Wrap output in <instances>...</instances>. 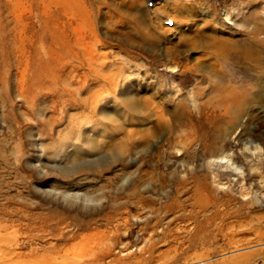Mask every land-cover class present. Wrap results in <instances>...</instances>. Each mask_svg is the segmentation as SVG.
Returning a JSON list of instances; mask_svg holds the SVG:
<instances>
[{"label":"rangeland","instance_id":"rangeland-1","mask_svg":"<svg viewBox=\"0 0 264 264\" xmlns=\"http://www.w3.org/2000/svg\"><path fill=\"white\" fill-rule=\"evenodd\" d=\"M61 1L0 0V264H264V161L250 169L244 157L247 147L264 139V105L243 111L240 126L234 114L203 110L164 131L147 152L134 149L97 176L57 170L68 164L50 153L61 151L64 139H76L71 131L89 133V117L100 119L68 102V92L92 86L78 82L85 74L112 70L129 57L121 49L139 56L141 73L163 75L161 91L180 88L181 99L201 88L205 101L214 89L206 77L173 72L170 62L157 64L121 44L106 26L113 22L133 33L142 22L119 13L157 8L163 0H77L94 20L92 28ZM252 3L246 9L245 0H205L199 10L217 9L228 29L220 27L236 40L245 38L234 29L241 13L260 11L263 45L264 0ZM226 11L232 21L223 16ZM235 76L249 81L243 73ZM50 77L58 79L56 86ZM66 82L72 90L64 88ZM224 152L245 169V186L252 191L246 199L215 185L207 161ZM203 183L212 204L201 208L194 191Z\"/></svg>","mask_w":264,"mask_h":264},{"label":"bare ground","instance_id":"bare-ground-1","mask_svg":"<svg viewBox=\"0 0 264 264\" xmlns=\"http://www.w3.org/2000/svg\"><path fill=\"white\" fill-rule=\"evenodd\" d=\"M189 1L191 3L189 2L190 4L187 5L184 0H163L160 6H156L157 8L152 6L150 10L143 8L137 12L119 13L136 25L137 21L142 22L143 27H138L139 29L137 28L133 33L117 29L113 22H106V26L115 33L118 42L125 46H131V48L135 47L141 55L146 56L149 60L151 59L157 64L161 60L166 63L170 62L173 72L190 71L195 77L208 78L210 86L213 85L214 88L208 99L201 101V97L204 96L201 88L191 90L181 99L179 97L183 96V92L180 91V88L174 87L173 92L170 93L161 91L158 85H164L163 75L152 77V71H148L147 74L141 73L139 56L131 58L129 50L122 51L121 49V52L130 58H120L121 60L112 67V70L104 73L101 70L91 75L85 74L83 79H78V82L83 86H87L91 82L92 86L80 91V88H83L79 85L76 91L68 92L67 98L70 96L68 102L79 108L81 106L89 109L91 114L99 113L100 119L95 121L96 118L89 117L93 120L90 123L89 133L82 132L79 125L78 131L70 132H73L76 139H64L61 151L55 150L54 154L50 153L54 158L61 155L62 161L68 164V167H65L66 164L62 167L57 166V170L63 171L65 175L70 174L72 177L95 176L111 169L112 166L118 164L120 158L127 157L134 149L139 152H147L158 143L157 137L164 131L166 132L167 129L182 120L190 122L191 117L192 120L194 119V115L201 116L203 110L221 112L225 117L234 114V123H239L243 111L253 112L257 107L264 105V47H262L264 44L261 45L260 35L263 30L260 28V11L241 13L239 27L234 29H237V34H245V38L236 40L227 37L228 33L220 27L228 29L222 20L219 21L217 9L203 13L200 11L202 2L205 0ZM254 1L258 0H245L246 9L253 6L252 2ZM54 2L60 3L59 0H53ZM248 3L251 4L248 5ZM61 4L76 18L84 21L86 25L88 22L90 24L91 21H94L87 15L82 1L62 0ZM205 11L207 12V10ZM239 12L237 10L236 14ZM229 15L230 12L226 11L223 16L232 21ZM168 21L173 22L172 27L167 25ZM90 26L93 27L92 24ZM238 73L248 75L249 81L236 79L235 74ZM49 79L51 84L57 85L58 79L54 77ZM71 82L73 84V81ZM218 84L222 87L215 89ZM63 86L67 89L72 87L69 82ZM76 86L78 85L76 84ZM63 94L65 95V93ZM250 117L252 118V116ZM242 130H237V132L242 134ZM154 139L156 143H152ZM179 144L186 146L181 142ZM178 146L175 144L173 149L181 153V146L180 148ZM252 147L253 151H251ZM252 147H247V152L244 155L245 162L251 166L250 169L259 168L264 161V139L259 145L256 143ZM48 148L50 147L48 146ZM208 159L207 165L214 171L216 186L227 188L236 197L238 195L243 197L242 200L251 195L252 191H248L245 186V169L237 164L233 154L225 153L218 157L211 155ZM58 161L56 162H61V160ZM260 171L262 172V170ZM260 179L261 187H264V177L261 176ZM200 184L194 193H196V203L202 208L208 206L210 196L209 191L207 192L208 187L206 188L204 183ZM228 200L231 201L232 198L229 196Z\"/></svg>","mask_w":264,"mask_h":264}]
</instances>
